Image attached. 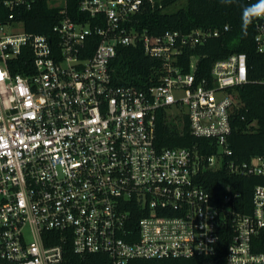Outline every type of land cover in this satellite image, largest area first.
Here are the masks:
<instances>
[{
    "label": "built area",
    "instance_id": "built-area-1",
    "mask_svg": "<svg viewBox=\"0 0 264 264\" xmlns=\"http://www.w3.org/2000/svg\"><path fill=\"white\" fill-rule=\"evenodd\" d=\"M37 1L0 0V264H78L71 256L90 252L111 264L194 256L218 264L227 226L224 263L264 264V252L251 248L264 230V184L253 188L251 211L238 213V192L227 187L215 203L195 182L204 169L264 175V154L229 158L228 89L248 81L245 54L215 60L198 79L199 56L181 57L218 28L152 34L135 16L156 0H78L85 20L54 0L55 23L38 33L24 25ZM255 28L264 52V12ZM130 45L160 61L156 83H114L111 61L118 46ZM159 109L179 125L186 118L190 133L217 149L158 148Z\"/></svg>",
    "mask_w": 264,
    "mask_h": 264
},
{
    "label": "trees",
    "instance_id": "trees-1",
    "mask_svg": "<svg viewBox=\"0 0 264 264\" xmlns=\"http://www.w3.org/2000/svg\"><path fill=\"white\" fill-rule=\"evenodd\" d=\"M48 1L38 0L25 14L24 25L29 31L48 33L55 23L57 7ZM68 14L77 20H85V14L78 11V0H62ZM180 0H156L155 6L135 16L136 25L146 27L154 34L165 29L188 32L195 28L220 29V33L209 38L196 48H187L182 59L189 61L191 55H198L195 75L199 79L209 75L211 64L236 52H243L247 63L246 83L229 88L235 103L230 109L231 132L228 137L232 155L236 161L249 160L254 155L264 154V52L256 49L254 36L258 12H264L262 0H185L176 8L169 9ZM227 25L228 29L223 30ZM222 30V31H221ZM158 59L144 54L140 45L118 46L111 61V75L118 85H132L145 88L157 81ZM13 71H21L14 69ZM179 125L175 116L165 109H159L155 117V145L163 147H195L199 152L210 154L217 149L214 140L197 137L190 133L187 119ZM196 184L207 190L215 203L221 201L227 191L238 192L233 200V209L248 213L252 209V191L255 185L264 184V175H237L221 169H204L195 178ZM231 226L223 229L220 236L218 264H225L223 247L232 236ZM69 247V246H68ZM254 252H264V230L251 238ZM78 264H111L106 254L90 252L72 255ZM203 257L189 258H133L128 264H202Z\"/></svg>",
    "mask_w": 264,
    "mask_h": 264
},
{
    "label": "rangeland",
    "instance_id": "rangeland-1",
    "mask_svg": "<svg viewBox=\"0 0 264 264\" xmlns=\"http://www.w3.org/2000/svg\"><path fill=\"white\" fill-rule=\"evenodd\" d=\"M184 2H185V0H180V1H178L175 5L170 6L169 9H173V8L179 7V6H181Z\"/></svg>",
    "mask_w": 264,
    "mask_h": 264
}]
</instances>
